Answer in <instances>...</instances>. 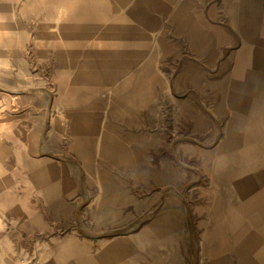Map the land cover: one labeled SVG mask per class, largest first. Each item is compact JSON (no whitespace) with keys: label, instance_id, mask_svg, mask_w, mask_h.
<instances>
[{"label":"rangeland","instance_id":"374dc122","mask_svg":"<svg viewBox=\"0 0 264 264\" xmlns=\"http://www.w3.org/2000/svg\"><path fill=\"white\" fill-rule=\"evenodd\" d=\"M187 6L176 3L180 17L172 18L176 9L164 3L162 25L133 20L147 26L146 35L67 36L58 33L62 20H41L37 31L45 34L7 36L20 50L0 52V74L15 71L20 80L0 82V91L19 92L23 109L36 104L40 139L52 145L18 169L13 152L0 146V184L18 195L11 210L0 212V264H255L250 228L220 227V221L211 228L203 221L216 180L212 163L203 162L204 145L221 133L205 141L203 127L220 107L214 78L222 74L225 46L215 39L207 45L208 34L198 28L203 24L186 17ZM103 25L117 32L129 27L120 19ZM109 52L137 66L123 68L125 77L107 86L102 112L94 98L99 85L82 67H65L50 81L38 66L59 58L82 64ZM5 123L0 113V134ZM32 170L61 173L51 192L59 187L65 198L59 203L50 196L44 218L30 221L23 193ZM228 243L238 253L223 254L220 245Z\"/></svg>","mask_w":264,"mask_h":264},{"label":"crops","instance_id":"0c3cea01","mask_svg":"<svg viewBox=\"0 0 264 264\" xmlns=\"http://www.w3.org/2000/svg\"><path fill=\"white\" fill-rule=\"evenodd\" d=\"M183 1L188 5L186 17L203 24V27L198 28L208 34L207 45L215 39L225 46V56L219 65L222 74L214 78L220 88V107L217 113L210 114L209 123L203 127L204 132H207L204 135L205 141L208 136L213 139V132H221L213 143L204 145L203 162L213 163L215 161L212 158L217 157L216 162L221 166L215 186L208 189L210 202L202 206L203 221L206 226H213L216 221H220V227L226 225L232 228H250L248 240L252 243V259H255V264H264V0ZM179 2L180 0H0V52L20 50L19 42H8L7 36L45 34L37 31L36 22L41 20H62V30L58 33L67 36L117 33L146 35L147 26L139 25L133 20H155L162 25L165 17L164 3H172L174 9V5ZM149 3L155 5V10L149 9ZM177 13L179 7L178 10H172L171 17H180ZM117 19L126 20L129 27L117 32L116 26L103 25ZM217 20H221L220 25L213 26ZM189 33L196 32L191 30ZM9 61L17 66L16 60ZM38 66L43 69L45 80L50 81L52 77L62 76L65 67H82L80 71L84 77H92L99 85L94 98L97 100L96 107L102 112L108 108L105 101L107 86L125 77L126 70L123 68L137 65L132 64L131 60L117 59L114 52H109L105 58L85 59L82 64L76 61L67 64L59 58L47 60ZM19 80V74L15 71L6 77L4 71L0 74L2 84H14ZM20 97V93L15 90L0 91V113L6 122L1 128L0 146L13 152V169L20 168L18 164L21 161L35 163L42 148L52 145L51 142L43 143L40 139L43 123L36 120V104L23 109ZM28 97L30 98L29 95ZM43 97L50 99L51 92L44 90ZM82 107L89 110V104L85 103ZM195 149L194 147V151ZM19 178L21 177L18 176L17 179ZM54 178L61 180V173L58 177H52L51 172L46 170L26 173L28 187L23 196L28 203L24 210L32 218L30 221L44 218L50 207V196L55 195L59 203L64 200L61 188L57 187L51 192ZM17 199L18 195L0 184V212L11 210ZM223 221L227 223H222ZM26 225L34 226L33 222ZM240 236L241 242L242 234ZM234 248L232 243L220 245L223 254L237 252ZM241 250L249 254L247 247L244 246Z\"/></svg>","mask_w":264,"mask_h":264},{"label":"bare ground","instance_id":"6f19581e","mask_svg":"<svg viewBox=\"0 0 264 264\" xmlns=\"http://www.w3.org/2000/svg\"><path fill=\"white\" fill-rule=\"evenodd\" d=\"M154 43V42H153ZM215 162H213L212 163V165L210 166V170H209V174H210V177L212 178V179H214V178H216V170H217V168H219L220 169V164L218 163V162H216V160H217V157H213L212 158ZM218 173V172H217ZM211 227V226H210ZM212 228V227H211ZM235 238H237V243H236V245H238V244H240V234L239 235H236L235 236ZM209 242H211V241H209ZM238 247H239V245H238ZM213 254V253H212Z\"/></svg>","mask_w":264,"mask_h":264}]
</instances>
